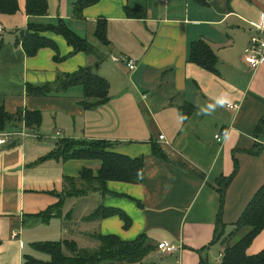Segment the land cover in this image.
Masks as SVG:
<instances>
[{
  "label": "crops",
  "instance_id": "0c3cea01",
  "mask_svg": "<svg viewBox=\"0 0 264 264\" xmlns=\"http://www.w3.org/2000/svg\"><path fill=\"white\" fill-rule=\"evenodd\" d=\"M48 4L46 17L27 16L26 0H19L17 14H0V108L43 116L41 128L30 130L36 137L0 148V264H23L26 249L35 251L33 243L69 240L81 249H94L99 243L92 235L133 241L141 234L156 246L177 248L171 254L157 250L147 261L200 264L204 258L220 264L224 241L264 185V135L255 136L264 119V65L252 70L245 61L252 24L264 15V0H100L85 9L82 19L73 16L67 0ZM136 8L145 16L128 18L126 10ZM58 19L80 37L85 25L88 40L94 38L97 21L105 19L110 46L99 45L103 61L85 53L69 56L73 48L51 32L42 35L56 43L58 52L45 48L28 57L16 43L30 23L54 24ZM196 41L216 54V74L189 61ZM121 56L135 61L136 69L113 61ZM85 67L110 83V100L102 107L85 110L81 87L46 97L27 94L28 86H54L59 76ZM229 104L238 109L230 110ZM188 105L195 109L185 118L181 107ZM223 132L227 135L220 144L215 136ZM162 135L165 141L159 140ZM63 139L102 140L114 145L112 152L145 157L143 182H110L114 195L67 198L62 218L47 224L37 220L62 198L65 177L79 178L83 169L97 174L101 167L94 160L36 164ZM154 144L164 158L153 156ZM257 144L263 145L259 156L251 153ZM236 162L238 171L221 208L217 183L234 173ZM100 205L125 212L131 228L124 229L119 217L87 221ZM221 233L222 239L211 245ZM263 250L264 230L247 254Z\"/></svg>",
  "mask_w": 264,
  "mask_h": 264
},
{
  "label": "trees",
  "instance_id": "16d2710c",
  "mask_svg": "<svg viewBox=\"0 0 264 264\" xmlns=\"http://www.w3.org/2000/svg\"><path fill=\"white\" fill-rule=\"evenodd\" d=\"M100 0H73L72 13L75 18L82 19L85 9L98 4ZM48 0H26L25 12L30 18L46 17L48 15ZM19 0H0V14L15 15L19 12ZM130 19H142L145 14L140 9H127ZM51 32L61 35L73 48L69 56L78 53L95 57L102 62L104 56L99 47H109L108 23L105 19L97 21L94 31V39L99 45L84 39L73 32L63 19H58L54 24L30 23L26 32H22L16 43H20L28 57L36 56L40 50L51 48L58 52V47L53 40L42 34ZM96 42V43H97ZM58 56L55 60H63ZM189 61L202 69L216 74L218 58L210 46L204 41H196L191 44ZM79 86L83 90V100L80 105L85 110H94L106 105L110 100V83L103 77L96 75L91 67L80 68L73 74L59 76L54 86H28L27 94L36 97H46L54 93L64 94L70 88ZM195 108L188 105L181 107L185 118L189 117ZM43 116L40 111H29L20 109L11 114L0 108V132L20 131L25 126L32 131L41 128ZM264 135V119L260 121L255 136L261 138ZM114 145L106 141L93 140H60L55 149L46 156L39 159L36 164L55 160L68 162L71 160H94L100 161L101 167L97 174L91 169H83L79 178L65 177L64 190L60 201L49 207L46 211L34 218L49 223L54 218H62V210L67 198L86 197L93 193L102 196L114 195L108 189V183L121 182L128 184H141L144 180L145 157L130 158L128 156L112 152ZM262 144H257L251 153L255 156L261 155ZM152 154L156 158H164L163 151L153 145ZM238 171L235 163L234 173L229 177H221L217 183V192L220 196L221 208L225 202L226 190L232 183ZM138 205H141L138 202ZM222 214V213H221ZM221 214L218 217L221 224ZM111 217H119L124 223V229L132 226V219L122 210L107 208L100 205L87 221L104 220ZM224 229L225 226L218 225ZM222 229V230H223ZM264 230V185L254 195L240 220L235 224L234 231L224 241L225 248L220 264H264V250L257 255L249 256L247 249L253 240ZM224 233L217 235L211 245L219 242ZM98 243L94 249H81L74 241L42 242L33 243L31 247L42 254L50 257L49 261H43L24 255L23 264H157L147 259L157 252L156 246L147 234L139 235L133 241H124L116 235H92ZM235 238V240H232ZM205 249L199 250L203 255ZM200 264H214L202 258Z\"/></svg>",
  "mask_w": 264,
  "mask_h": 264
},
{
  "label": "built area",
  "instance_id": "2783aa9c",
  "mask_svg": "<svg viewBox=\"0 0 264 264\" xmlns=\"http://www.w3.org/2000/svg\"><path fill=\"white\" fill-rule=\"evenodd\" d=\"M252 27L249 42L245 49V61L252 70H257L260 66L264 65V15L261 16L257 23H253ZM2 32L3 28L0 26V34ZM113 61L126 64L130 71H134L137 67L135 61L124 56L113 58ZM227 107L230 110L238 109V106L234 104H229ZM226 135L227 132L219 133L215 136V139L218 143L222 144ZM31 137L36 136L25 126L20 131H2L0 132V148L13 144L16 139L25 140ZM159 140L165 141V136H160ZM18 235L17 232L13 233L14 238H17ZM158 249L166 254H171L177 250L174 246H168L165 243L159 244Z\"/></svg>",
  "mask_w": 264,
  "mask_h": 264
},
{
  "label": "rangeland",
  "instance_id": "374dc122",
  "mask_svg": "<svg viewBox=\"0 0 264 264\" xmlns=\"http://www.w3.org/2000/svg\"><path fill=\"white\" fill-rule=\"evenodd\" d=\"M67 1H69V4H72V1L73 0H67ZM76 22H78V21H76ZM83 28H82V34H80L82 37H85L86 39H88V30H87V27H85V25H83L82 26ZM89 40H91L92 42H94L95 44H97L98 42L97 41H95V39L92 37L91 39H89ZM97 42V43H96ZM97 45H99V44H97ZM121 64H123V63H121ZM76 87H79V86H76ZM84 210H86L87 211V213L89 214V213H92V210H93V208L92 207H87V209H84ZM83 211V210H82ZM88 214H85V215H88ZM66 224L67 225H70V224H72V223H70L69 221H66ZM77 231V233H79L80 232V229H77L76 230ZM84 245V244H83ZM29 246V245H28ZM90 249H92V248H90ZM26 254L27 255H31L32 257H37V258H39V259H44V260H46V261H49L50 260V257L48 256V255H45V254H40L39 252H35V251H32V249L31 248H27L26 249ZM158 264H162V262L161 261H159L158 262Z\"/></svg>",
  "mask_w": 264,
  "mask_h": 264
}]
</instances>
